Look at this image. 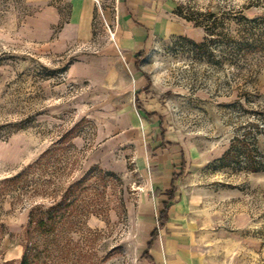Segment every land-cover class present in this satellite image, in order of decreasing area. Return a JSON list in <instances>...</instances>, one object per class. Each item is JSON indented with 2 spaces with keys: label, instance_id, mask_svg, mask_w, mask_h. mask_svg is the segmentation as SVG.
<instances>
[{
  "label": "rangeland",
  "instance_id": "obj_1",
  "mask_svg": "<svg viewBox=\"0 0 264 264\" xmlns=\"http://www.w3.org/2000/svg\"><path fill=\"white\" fill-rule=\"evenodd\" d=\"M122 1H95L80 39L73 0H0V264L32 246L37 264H151L159 141L183 148L201 253L264 264V0H155L176 28L141 49ZM65 196L52 232L27 231Z\"/></svg>",
  "mask_w": 264,
  "mask_h": 264
},
{
  "label": "crops",
  "instance_id": "obj_2",
  "mask_svg": "<svg viewBox=\"0 0 264 264\" xmlns=\"http://www.w3.org/2000/svg\"><path fill=\"white\" fill-rule=\"evenodd\" d=\"M95 1L97 0L72 2L71 24L75 27L76 37L80 39L92 37V19L97 6ZM116 10L118 17L121 15L125 21L129 20L131 26H136L135 31L139 34L127 35L131 43L129 49H141L145 46L147 36L151 32H172L176 28L173 23L168 24L165 18L157 17L161 14L155 0H123ZM132 64L136 66L134 60ZM141 75L142 73L136 72L138 82L142 80ZM156 146L161 152L159 167L163 171L161 176L154 177L157 183H160L157 186L154 208L158 213L162 201H167L168 210L165 224L158 228V235L151 239L154 224H157V214L152 215L153 205L150 204L148 195L141 203V211L145 213L143 220L149 228L146 245L150 243L148 254L152 259L151 264H212L211 260L201 253L193 220L187 215L194 203L179 189L180 177L173 179L175 172L185 169L186 156L183 148H178L177 141H159ZM176 168L179 171H175ZM171 191L173 195L169 199Z\"/></svg>",
  "mask_w": 264,
  "mask_h": 264
},
{
  "label": "trees",
  "instance_id": "obj_3",
  "mask_svg": "<svg viewBox=\"0 0 264 264\" xmlns=\"http://www.w3.org/2000/svg\"><path fill=\"white\" fill-rule=\"evenodd\" d=\"M139 56H140V54H139ZM137 57H138V55H137ZM138 108L142 109L140 107H138ZM145 114L147 116L152 115V113H147L146 111H145ZM233 149H234L233 145H231V147L223 153V155L221 156V160L226 159L229 156V154L233 151ZM183 163H184V161H183ZM21 175H22V173L13 175L11 177H5L1 181V183L5 186H9V184L16 181L19 177H21ZM181 175H182V171H179V173H174L173 179H176V178L180 177ZM72 186H70V187H72ZM172 195H173V193L171 191L169 199L172 198ZM69 203H70V201H68V196H65L63 198V200H59V201L51 204L47 208H43V206H41V205L34 206L28 215L27 231L29 233H32L34 231V232H37L40 234H48V233L52 232L55 229L57 222L60 219H62V216L64 215V212L67 210ZM167 210H168L167 201H162L161 207H160V209L157 213V216H156L158 227L152 231L151 239L158 235V228H161L165 224L166 219H167ZM32 247L34 250V246H32ZM149 248H150V243L147 244L145 256L148 258V260L151 261L152 259L148 254ZM33 250L27 249L23 253V255L21 256L18 264H37L36 263L37 254Z\"/></svg>",
  "mask_w": 264,
  "mask_h": 264
},
{
  "label": "built area",
  "instance_id": "obj_4",
  "mask_svg": "<svg viewBox=\"0 0 264 264\" xmlns=\"http://www.w3.org/2000/svg\"><path fill=\"white\" fill-rule=\"evenodd\" d=\"M158 227V226H157Z\"/></svg>",
  "mask_w": 264,
  "mask_h": 264
}]
</instances>
